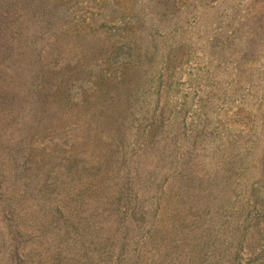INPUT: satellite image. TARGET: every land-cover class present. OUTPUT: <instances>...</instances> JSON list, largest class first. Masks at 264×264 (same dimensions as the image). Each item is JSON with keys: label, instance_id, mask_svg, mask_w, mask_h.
<instances>
[{"label": "rangeland", "instance_id": "rangeland-1", "mask_svg": "<svg viewBox=\"0 0 264 264\" xmlns=\"http://www.w3.org/2000/svg\"><path fill=\"white\" fill-rule=\"evenodd\" d=\"M9 1L0 264H264V0Z\"/></svg>", "mask_w": 264, "mask_h": 264}, {"label": "trees", "instance_id": "trees-1", "mask_svg": "<svg viewBox=\"0 0 264 264\" xmlns=\"http://www.w3.org/2000/svg\"><path fill=\"white\" fill-rule=\"evenodd\" d=\"M12 2H14V3L17 2L18 7H24L25 3H28L27 0H12ZM9 3H10L9 0H0V20L4 22V23H2V25H0V32H1V30H7L6 32H10V28H9L10 21L7 24L5 23L9 19L10 12H12V11H10L12 8V5H10ZM44 3H45L44 0H36V6L39 7V11L42 10L41 7H44ZM9 36H10V34H9ZM9 36L5 35V37H4L5 39H3L0 35V41L1 40L4 41V43L0 44V46L3 47V49H4L3 53H2L4 60L8 59V60H11L13 62L17 60L18 62H22L23 64L24 63L28 64L27 57H25V56L27 55L28 52L31 51V49L23 50V49L19 48L18 50L14 51V49L10 48L8 43L6 42V38L8 39ZM37 72H39V71H37ZM49 73L51 75H57V73H54L53 71H50ZM38 76H40V75H38ZM58 82H61V80H59ZM76 161H77V158L75 157L74 162L76 163ZM100 162H101V160L98 159L96 164H99ZM99 165H101V164H99ZM52 224H53V221H51L49 223V225H52ZM11 254H12L11 258H17L16 252H13Z\"/></svg>", "mask_w": 264, "mask_h": 264}]
</instances>
